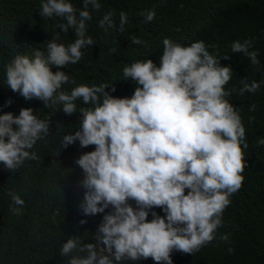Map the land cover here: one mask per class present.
<instances>
[{
  "label": "clouds",
  "instance_id": "clouds-1",
  "mask_svg": "<svg viewBox=\"0 0 264 264\" xmlns=\"http://www.w3.org/2000/svg\"><path fill=\"white\" fill-rule=\"evenodd\" d=\"M101 8L100 0H82L79 9L71 0H41L40 16L59 19L55 28L63 35L71 30L74 39L59 42L57 32L32 56L17 54L5 66L6 83L26 101H42L45 108L62 109L68 116L81 114L79 128L63 135L60 150L77 142L82 149L94 146L75 160L84 189L78 210L84 216L103 214L102 221L95 243L76 235L62 244L59 254L67 258L66 264H125L149 258L155 264H173L174 251L194 254L216 240L224 211L245 180L249 144L240 111L230 102L236 90L227 87L234 70L220 62L231 56L210 53L209 47L218 46L203 40L184 45L165 37L159 66L150 58L124 66V80L135 82L131 96H113L107 89L116 88L108 83L76 85L61 69L79 63L96 44L88 29ZM115 15L104 13L98 27L123 33L128 14L119 12L118 25ZM141 15L150 23L156 12ZM130 40L147 45L134 35ZM249 49L251 38L231 44L232 53H243L259 66L258 50ZM240 83L241 96L255 94L261 86L246 78ZM68 84L76 86L67 90ZM77 101L83 105L79 109ZM51 117L41 119L31 107L22 108L18 116L0 115V163L5 170L16 173L26 161L39 160L33 149L49 136ZM258 144L264 145V139ZM9 195L17 206L10 210L20 215L25 200L12 191ZM220 239L228 241V234ZM233 251L228 249L229 254Z\"/></svg>",
  "mask_w": 264,
  "mask_h": 264
},
{
  "label": "trees",
  "instance_id": "trees-1",
  "mask_svg": "<svg viewBox=\"0 0 264 264\" xmlns=\"http://www.w3.org/2000/svg\"><path fill=\"white\" fill-rule=\"evenodd\" d=\"M71 2L78 9L82 8V0ZM100 2L102 8L93 13L88 29L96 44L86 50L79 63L61 69L75 78L76 85L103 82L116 88L115 92L107 89L113 96H131L135 82L124 80V66L148 58L159 66L165 37L184 45L203 40L206 45L218 46V49L209 47L210 53L218 51L220 56H231L228 60L221 58L220 62L234 70L227 87L236 90L230 102L240 111L249 144L245 150L248 166L242 173L245 180L224 211V223L216 240L194 254L174 251L171 256L173 264H264V145L258 144L264 139V0ZM40 5L41 0H0V115L12 113L18 116L22 108L31 107L41 119L52 116L49 136L38 141L33 149L39 160L26 161L16 173L5 170L0 163V264H66L67 258L59 254L62 244L69 236L76 235H81L85 242L95 243L103 216H84L78 210L84 189L80 186L82 171L75 160L82 153L94 150V146L82 149L77 142L60 150L63 135L79 128L81 114L68 116L62 109L45 108L42 101H26L6 83L5 66L17 54L32 56L34 49L45 47L57 32L61 33L59 42L68 44L74 39L71 30L68 35H63L55 28L59 19L42 18ZM153 9L155 19L145 23L141 13ZM122 10L129 17L123 33L111 29L105 33L98 27L99 19L108 11L116 14L118 25ZM132 35L146 41L147 45L132 44ZM248 38L253 40V49L249 50L259 52V66L252 65L243 53L231 51L233 41L243 42ZM111 49L116 51L113 53ZM243 78L248 83L260 82L259 90L255 94L245 92L243 96L239 95ZM76 85L68 84L64 88L70 90ZM81 106L82 103L77 101V108ZM10 191L25 200L20 215H14L10 210L17 207ZM154 210L164 215L161 209ZM81 219L87 223L80 225ZM224 234H228V241L220 239ZM229 248L234 249L232 254H229ZM125 264L155 262L149 258Z\"/></svg>",
  "mask_w": 264,
  "mask_h": 264
}]
</instances>
